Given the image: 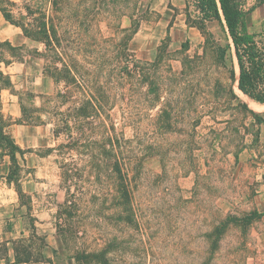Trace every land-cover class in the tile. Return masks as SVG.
Instances as JSON below:
<instances>
[{"label":"rangeland","instance_id":"374dc122","mask_svg":"<svg viewBox=\"0 0 264 264\" xmlns=\"http://www.w3.org/2000/svg\"><path fill=\"white\" fill-rule=\"evenodd\" d=\"M0 8L33 32L45 21L50 35L48 47L5 46L0 67L25 119L45 124L40 165L20 167L19 156L13 178L39 176L33 205L55 231L73 228L70 256L121 243L108 251L112 264H264V212L249 184L257 122L229 77L231 67L238 73L233 50L219 60L230 40L216 20L201 32L190 26L191 7H170L160 37L149 0H0ZM247 21L259 32L264 4ZM52 48L72 66L61 83L45 71L63 63ZM121 186L132 211L124 232Z\"/></svg>","mask_w":264,"mask_h":264},{"label":"crops","instance_id":"0c3cea01","mask_svg":"<svg viewBox=\"0 0 264 264\" xmlns=\"http://www.w3.org/2000/svg\"><path fill=\"white\" fill-rule=\"evenodd\" d=\"M149 1L150 11L161 14V17L157 19L159 24L157 30L162 37V33L165 34L166 32L162 26L165 27L168 23L164 19V15L167 12H173L170 7L180 8L184 6L185 0ZM28 39L19 26L5 19L0 9V41H7L13 47H22ZM0 68L2 69V67ZM2 71L5 73L3 69ZM7 92L6 88L0 90V106L3 108L8 106V109L1 110L0 108V111L3 119L9 118L10 121L4 127V131L13 138L15 144L22 150L21 155L16 152V158L20 159L19 156H22V163L18 164L20 167L39 166V151L45 137L43 127L45 124L25 119L26 116L21 109L19 97ZM250 110L253 111V109ZM253 112L258 115L259 121L249 112L252 120L257 122L256 136L252 134L256 142L255 147L249 151L251 157L249 184L255 188L257 209L264 212V110ZM27 155H29L30 160H28ZM10 166L9 155L0 146V264H76L73 257L68 254V249L57 230L53 229L49 221L42 219V207L33 205V187L42 182L39 176L35 178L34 173L31 178L25 175L9 180ZM20 172L22 171L20 170ZM27 212L31 217H35L31 218L29 228L25 221ZM261 224L264 225V219ZM260 234H264V232ZM36 236L40 237L39 244H36L35 240L32 239ZM24 252L28 253L29 257H22Z\"/></svg>","mask_w":264,"mask_h":264},{"label":"trees","instance_id":"16d2710c","mask_svg":"<svg viewBox=\"0 0 264 264\" xmlns=\"http://www.w3.org/2000/svg\"><path fill=\"white\" fill-rule=\"evenodd\" d=\"M185 3L186 8L191 7L190 11L194 13L195 16L194 19L190 20V26L196 27L201 32H204L207 22L216 20L224 29L228 39L230 40V43H228L225 47H218L219 60H223V58L226 56V50L228 48L232 49L236 60V70L238 73H235L234 67H231L229 77L232 80L237 81V86L243 94L247 95L252 100L264 103V21L261 24V30L259 32H252L247 21L248 13L251 12L257 5L264 4V0H255L254 4L249 7L247 6V0H185ZM0 9L5 19L16 26H19L26 37L38 42H42L46 47H48V45L51 43L50 35L45 30V21H40V30L38 32H33L22 22L15 20L10 12L3 8ZM190 11L189 13L191 14ZM5 46H9L11 48L9 42L0 41V56ZM52 51H55L56 53V49L52 48ZM56 56L62 63L63 61H61V58L57 53ZM45 71L48 76H51L56 82L61 83V76L64 74L69 75L73 70L72 66L64 61L61 66L56 64L47 66ZM10 85L11 81L9 75L5 74L0 69V90L7 88ZM229 93L235 97L232 88L229 89ZM239 106L242 109L252 113V115L255 116L257 120L259 119L258 115L253 112L255 110H250L245 101L239 102ZM21 109L23 110V106H21ZM2 119L3 117L0 114V146L10 157L11 166L8 173V179L10 180L13 179V174H15L17 170H20L19 166H15L16 170H14L13 163H17L16 152L21 155L22 150L17 144H15L13 138L4 131V127L6 125ZM55 135L58 137L59 134L56 133ZM115 140H117V138H115ZM76 142L77 141L73 139L72 141H69V145H73ZM64 145L66 144L61 143L57 146L64 147ZM7 146L10 149H6ZM51 150L52 148L47 149L48 152ZM113 166H115L114 169L118 171L119 175L122 176V173H120V168H118L119 165L115 162ZM122 188L123 186H121V193L116 199V204L120 206L117 213V219L121 221V227H123L122 232H124L126 221L132 218V211H130L131 205L129 203V195L126 191L124 192ZM66 202L67 201L65 200L63 203L57 204L58 210L56 217L60 215V209L66 206ZM133 216L135 218L134 212ZM225 220L234 221L233 215L227 216ZM221 226L223 227L224 224ZM219 229H221V227ZM57 232L67 246L68 239L71 240L70 236L75 233L71 227L65 230L59 227ZM120 244H114L113 246H105L101 249L93 250L86 247L82 250L77 248L79 250H75L74 254H72V257L76 264H112L113 260L108 257V251L110 248L116 249L121 247ZM67 246L66 248L68 249Z\"/></svg>","mask_w":264,"mask_h":264},{"label":"bare ground","instance_id":"6f19581e","mask_svg":"<svg viewBox=\"0 0 264 264\" xmlns=\"http://www.w3.org/2000/svg\"><path fill=\"white\" fill-rule=\"evenodd\" d=\"M234 88H235V90H236L237 93H239L240 95H242V96L245 98V100H246L248 106H249L251 109H254V110H257V111H262V110H264V104H260L259 102H256L255 100H252L251 98L247 97L245 94H243V93L239 90V88H238V86H237V81H236L235 84H234Z\"/></svg>","mask_w":264,"mask_h":264}]
</instances>
